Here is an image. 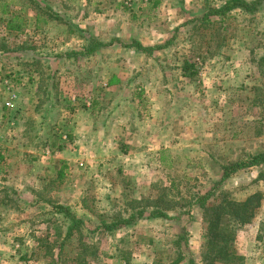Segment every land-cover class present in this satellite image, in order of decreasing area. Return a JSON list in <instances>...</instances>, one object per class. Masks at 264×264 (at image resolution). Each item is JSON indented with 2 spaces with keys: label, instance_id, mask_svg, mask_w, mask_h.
Instances as JSON below:
<instances>
[{
  "label": "rangeland",
  "instance_id": "rangeland-1",
  "mask_svg": "<svg viewBox=\"0 0 264 264\" xmlns=\"http://www.w3.org/2000/svg\"><path fill=\"white\" fill-rule=\"evenodd\" d=\"M228 1L0 0V264H264V0ZM258 192L220 258L201 197Z\"/></svg>",
  "mask_w": 264,
  "mask_h": 264
},
{
  "label": "trees",
  "instance_id": "trees-1",
  "mask_svg": "<svg viewBox=\"0 0 264 264\" xmlns=\"http://www.w3.org/2000/svg\"><path fill=\"white\" fill-rule=\"evenodd\" d=\"M242 8L243 10L247 9L249 10L250 6L249 3H247L245 0H229L226 5H224L220 11L218 9L214 11H209L204 13V18L211 21L212 16L220 15L225 12V10H231L233 8ZM51 17H57V15H50ZM41 20L47 21L48 19L43 18L41 19V14L37 15V23ZM10 29H19L20 26L18 24H14L12 21L9 22ZM140 48L146 49L147 47L143 46L142 44H139ZM264 62V58L262 59ZM190 73V75L195 74ZM262 111L264 115V102L262 105ZM258 164H264V150L261 151L258 154H255L251 156V159L248 162H236L234 163V169L233 171H236L239 169V167H247L252 165H258ZM231 171L225 169V176L227 177ZM206 196L201 197V206H203L206 218L209 222L208 227V233H207V241L206 245L207 247L215 248L217 250L218 256L220 258H224V254L226 250L228 249L226 235L221 231V226L224 224V222L227 220V222H236L239 225H245L251 221V219L254 217L256 209L261 206V199L262 194L261 193H255L250 196H248L244 201L237 202V201H228L226 204H220L217 206H211L206 207ZM206 207V208H205ZM115 226V224L108 225V229H112ZM223 242V243H221ZM79 255H81L79 253ZM77 259H82L80 256L77 257ZM185 259V255L180 252L179 257L176 261V263L181 264L182 260Z\"/></svg>",
  "mask_w": 264,
  "mask_h": 264
}]
</instances>
